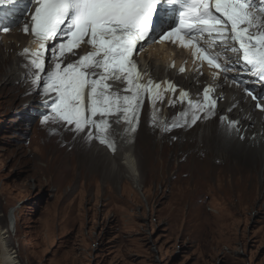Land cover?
Here are the masks:
<instances>
[{"label":"rangeland","instance_id":"1","mask_svg":"<svg viewBox=\"0 0 264 264\" xmlns=\"http://www.w3.org/2000/svg\"><path fill=\"white\" fill-rule=\"evenodd\" d=\"M14 104L35 109L40 103H5L0 98V227L21 264H264L260 175V190L253 195L203 182L204 191L196 194L191 188L189 203L179 205L176 199L189 183L170 177H176L183 150L176 137L161 143V128L153 145L159 159L157 177L146 169L149 155L144 146L134 142L145 167L140 172L144 194L124 172L111 175L104 164L100 175L91 177L94 173L82 169L83 160L69 158L63 139L50 159L53 169L46 170L42 156L57 145L46 138L51 118L48 113L21 118ZM171 144L176 150L168 148ZM84 149L89 150L87 143ZM166 154L175 157L170 174L163 171L161 157Z\"/></svg>","mask_w":264,"mask_h":264},{"label":"bare ground","instance_id":"2","mask_svg":"<svg viewBox=\"0 0 264 264\" xmlns=\"http://www.w3.org/2000/svg\"><path fill=\"white\" fill-rule=\"evenodd\" d=\"M253 4L255 5L253 11L257 8H264V0H253ZM26 5L25 0H16L15 3L5 4L0 9V29L10 28L23 15L20 25L17 23L8 31L0 30L2 39V45H0V98L4 99L5 103L17 100L25 103L30 99L34 101L39 99L41 106L34 108L38 111H49L50 106L53 105L55 94L45 95L43 85L34 82L33 76L36 74V69L32 68L27 55L23 54L24 49L29 46L31 35L25 34L23 31L25 24L30 23L27 13H24ZM160 11L166 12L168 9H164V5L161 4ZM154 45L152 43L145 48L148 51L145 50L140 54V60L143 61L147 71L142 82L147 83L152 80L161 85L155 108H153L152 97L147 96L143 98L141 109L133 123H124L122 115L107 117L111 123L107 135L110 140L114 141V151L96 138L101 135L98 130L89 127L84 132H77L74 127L54 120L55 114L50 115L52 126L49 130L51 133L46 138L50 142H54L55 145H58L60 139H63L70 151L69 158L77 156L78 160H83L86 164V166H82L83 171L94 173L90 175L94 179L100 175L101 166L104 164L105 170L111 175L124 172L123 176L131 180L133 188L144 194L147 189L142 186L140 172L145 167L141 166L139 154L137 155V149L134 146L136 144H139L140 147L144 146V150L149 155L146 169L151 175L157 177L159 169L156 161L159 159H156L153 145L157 142L154 140L155 131L161 128L159 141L164 143L165 140H169V136L176 137L183 150L179 156L176 177H170V180L175 178L180 181L185 180L184 184L189 183L186 191L181 190V198L176 199L179 205L189 203L186 198H189L191 188H195L196 194L199 191H204L203 182H218L223 190L232 193L246 192L253 195L259 191L260 181L257 180V176L260 175L264 178V110L257 108V101L253 100L248 92H252L257 97H264V81H261L254 71H250L245 66L241 61L240 53L228 50L233 46L231 41L227 45H219L212 50L219 54L220 62L231 69L221 75L206 61H204L206 68L200 69L199 63L202 60L184 57L180 52H177V62L176 59H173L174 48L172 49L170 45L164 44L160 48L152 49ZM74 51L76 55H67L64 60L65 64L79 60L85 53L91 52L90 48L85 45H81ZM191 54H193V50ZM50 56L51 53L45 55L48 70H51L55 62L54 57L49 59ZM192 59L193 62H191ZM172 60H174L175 67L183 65L185 71L179 73L173 69L170 73L165 74V65ZM155 61L161 64L156 66ZM168 82L175 86V92L167 91ZM115 86L112 87L114 92L120 95L130 94L123 91L126 83H115ZM208 87L213 89L210 95L217 100L215 108L211 111L202 107L203 93ZM181 92L189 94L183 102L180 100ZM188 99L193 102L200 101L201 107L199 109L195 106L190 107ZM259 103L264 105V99H260ZM18 106L20 114H30L33 110V107L28 104ZM18 106L14 104L13 108L18 109ZM193 112L199 117L195 124L191 123ZM181 113H187V116L181 118ZM154 114L155 124L153 123ZM118 118L121 120L120 123L116 122ZM231 122L236 123L233 126ZM173 123H179L182 126L171 128L172 131L163 130L165 124L172 125ZM54 131L56 135L53 134ZM89 132L93 134L91 139L88 136ZM86 143L89 145V150L84 149ZM57 145L50 150L49 156L46 154L42 156L41 160L47 162V165H44L46 170L53 169L50 159L60 151L59 145ZM185 146L190 147L191 150ZM168 148L176 150L177 146L171 144ZM174 159V155L167 158L166 154L164 159L163 156L161 157L165 173L170 174ZM85 174L83 172L81 176L84 177ZM222 175L228 180L222 178ZM121 184L124 187L125 183ZM204 201L205 198L201 202L204 203ZM195 204V201H191V205ZM193 208L196 211L200 209L196 205ZM201 217L203 218L202 214ZM5 235L6 233L2 232L0 227V264H21L18 256L12 252Z\"/></svg>","mask_w":264,"mask_h":264},{"label":"snow or ice","instance_id":"3","mask_svg":"<svg viewBox=\"0 0 264 264\" xmlns=\"http://www.w3.org/2000/svg\"><path fill=\"white\" fill-rule=\"evenodd\" d=\"M16 0H0V6ZM35 12L23 31L34 37L38 48L24 49L30 64L36 69L34 82L43 85V93H54L53 119L84 132L91 127L100 132V143L115 150L114 141L107 133L111 123L107 117L122 115L123 122L137 119L144 95L151 94L153 108L161 85L152 80L143 83L134 56L152 43L172 42L193 49L195 59L206 61L210 67L227 72L231 69L220 62L212 50L232 42L228 50L238 52L241 61L264 81V8H257L253 0H34ZM161 4L168 11H158ZM157 17L159 21L157 22ZM4 31H8L7 28ZM63 35L64 39H60ZM56 42V43H53ZM82 44L92 47L79 60L65 64L67 55H76ZM55 62L48 70L45 55ZM174 66V64H173ZM99 70V71H98ZM185 71L184 68L180 69ZM109 80L126 83V95L111 91ZM235 82V81H234ZM167 91L175 92L168 82ZM203 93V108L211 111L217 100ZM257 101L264 97L248 92ZM189 94L180 93L183 102ZM188 105L201 107V102L188 99ZM187 113H181V118ZM199 117L192 114L191 123ZM49 121L45 115L44 123ZM117 123L121 120L118 118ZM155 124V114L153 115ZM232 125L236 122H231ZM182 126L165 124L163 130ZM89 138H93L91 132Z\"/></svg>","mask_w":264,"mask_h":264}]
</instances>
